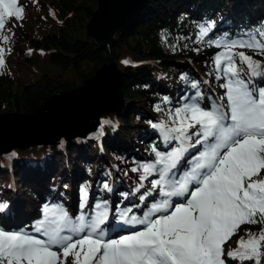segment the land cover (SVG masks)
I'll return each mask as SVG.
<instances>
[{
    "label": "trees",
    "instance_id": "trees-1",
    "mask_svg": "<svg viewBox=\"0 0 264 264\" xmlns=\"http://www.w3.org/2000/svg\"><path fill=\"white\" fill-rule=\"evenodd\" d=\"M20 3L21 16L6 19L0 30V113L32 114L59 91L84 86L111 61L123 73L125 105L101 116L102 153L87 136L68 140L65 149H17L12 169L0 154V205L12 200L11 179L17 191L37 204L48 197L69 200L71 189L77 200L79 187L91 201L98 198L110 205L111 200H126L118 193L129 198L142 184L148 173L143 163L154 156L150 143L161 149L174 140L172 128L189 126L188 139L197 143L198 123L189 107L200 103V95L218 104L230 83L245 95L264 91V0H149L132 27L114 31L112 42L100 46L86 32L97 0ZM8 33L21 42L14 51L19 63L29 67L25 78L7 64ZM223 51L228 52V69L218 61ZM45 172L44 179L36 180ZM244 182L263 188L264 164L261 170L250 169ZM231 234L240 247L224 249L226 264H264V210L245 212ZM0 264L26 263L0 254Z\"/></svg>",
    "mask_w": 264,
    "mask_h": 264
},
{
    "label": "rangeland",
    "instance_id": "rangeland-1",
    "mask_svg": "<svg viewBox=\"0 0 264 264\" xmlns=\"http://www.w3.org/2000/svg\"><path fill=\"white\" fill-rule=\"evenodd\" d=\"M11 0H0V10L8 4V2ZM23 21V17L20 20ZM23 24L28 25V22L26 20L23 21ZM7 41L9 44V48L7 49V64L9 65V68L11 71L16 73L20 78H25L29 67L19 63L18 59L15 57V51L14 49L18 50L20 49V40L14 41V37H12V34H7ZM26 47H24V50ZM220 60H228V52L224 51L220 55ZM109 64V63H106ZM98 71L100 72V77H102L105 80L111 81L112 85L111 89L106 88V91L110 89L111 96L116 100V103L114 104L115 109H117L120 106V99H119V93L117 87V78L112 73V67L106 66V67H99ZM97 71V72H98ZM107 76L109 78H107ZM88 82V81H87ZM83 84V83H82ZM81 85L67 89L64 91H72L73 93H80L75 92V90L81 88ZM90 84L88 85V88L90 89ZM80 90V89H79ZM59 91V92H64ZM58 92V93H59ZM57 94V93H56ZM54 94V95H56ZM240 92L238 91L237 87L235 85L229 84L227 89V97L229 101L232 104L231 97H235L236 95L240 96ZM53 95V96H54ZM264 99V95L262 96ZM108 107V108H107ZM104 107L103 110H107V112L111 111L110 106ZM106 108V109H105ZM261 111L258 113V116L250 117L248 119H244L242 121V125L245 130L249 129H255L256 124H260L259 122V116L260 114L264 115V107L260 109ZM101 110L97 111L96 113H99ZM95 113V114H96ZM13 122V121H12ZM89 127L85 132H88L93 127L92 122L89 121ZM96 126V125H95ZM263 129H261L262 131ZM248 133V134H247ZM74 133H68V138H70ZM252 132L247 131L235 142V146L232 149H228L227 151L230 152V154H233L234 158L230 157L227 158L223 162V158L219 159L218 168H224L231 164L230 169V176L225 177L224 175H221V178L219 180V185L217 188L205 195L204 199L199 201L197 204H195L193 207H186V206H180L178 207L172 216H170L167 220H158L154 223V228L151 230H143L139 233H134L132 235L124 237L122 240L117 241L109 246L104 247L103 253H101L92 264H126V260L128 259L127 255H124L122 251V256L120 253L119 247H121L122 243L132 242L135 246V249H139L138 246H143V244L151 243L149 242V235L152 232H157L159 230V226L162 228H166L167 226V232L165 233L166 238L169 240L168 246L171 253L177 258L179 264H211V262L214 259V262H219V259L216 257V247L219 241L220 233L219 229L222 231L223 223L229 219L228 214L231 211V209L239 210L240 206L243 207H251V206H257L259 208L264 209V189L261 190L258 194H256V191H250L246 192L245 196L242 200H238V190L243 186V182L241 181V177L244 175L243 166H246L248 163L254 164L257 161L256 155H255V149L259 148V145L257 142L250 136ZM94 135H90L94 137ZM247 138L242 139L243 136H247ZM58 137L56 139H53L54 142H56ZM13 140V139H12ZM35 141V142H34ZM44 141L48 142L49 139L42 140L41 138L35 139V140H28L21 141V140H15L12 144L20 143V146H26L30 144H38L39 142ZM33 142V143H32ZM5 147V146H4ZM9 147V146H8ZM237 160L236 164H233V162ZM224 164V165H223ZM241 164V165H240ZM229 166V165H228ZM227 169V167H226ZM47 173L45 172L43 176H45ZM203 194H205V190H201ZM17 197L15 199V207H17L19 210L22 204H18L19 202H24L25 200L28 201L29 205H26L25 208H28L29 212L28 214L33 215L32 212L35 207V202L29 198L25 197L24 194H22L21 191L16 192ZM25 204V202H24ZM244 204V205H243ZM230 205H234L233 208H230ZM219 209L221 211L226 210V216H223L222 212H219L220 218L218 216V213L214 209ZM219 223V224H218ZM220 226V228H219ZM145 235L146 240L141 241V237ZM20 238V239H19ZM25 238V240H23ZM1 239L4 241V243L8 244L11 249H18L21 254H24L25 259L32 258L34 259V262L36 264H50L52 262V259L54 261H57L58 263L61 262V264H68L69 262L73 261L69 257H65L64 251L57 252L55 256L51 254L50 258H45L44 256H49V253H37L35 250H33L31 242L28 241V236H22L18 235L16 233H11L10 237L7 235L1 237ZM201 241L205 243L208 247H205L202 245ZM144 242V243H143ZM229 247L234 248L235 247V241H232L228 244ZM141 249V248H140ZM139 249V251H140ZM214 253V257L212 256V252ZM60 264V263H59Z\"/></svg>",
    "mask_w": 264,
    "mask_h": 264
},
{
    "label": "water",
    "instance_id": "water-1",
    "mask_svg": "<svg viewBox=\"0 0 264 264\" xmlns=\"http://www.w3.org/2000/svg\"><path fill=\"white\" fill-rule=\"evenodd\" d=\"M148 1L149 0H97L96 9L92 12V16L90 20L88 21V23L86 24L87 34H90L94 38V40L97 42V46H100L104 43H107V44L111 43L113 32L116 30L121 31V30L132 27L135 24L142 9L148 3ZM106 66L112 67V73L116 76L118 80L116 83L117 84L116 88L118 89V93H119V99L121 102L120 105L123 106L124 102H123L122 93H121L123 73L117 67V64L114 61L109 62V64H103L101 67H106ZM97 71L91 78H88L85 80L84 86L79 88L80 90L79 89L75 90V92H80V93H73L75 94V96L81 94V92L87 91L89 89L88 88L89 83H91L90 88L99 86L101 81H103L104 79L100 77L99 75L100 72L99 71L97 72ZM107 78L109 77L107 76ZM111 85H112V82H111ZM110 89H111V86H110ZM110 89H109V93H110ZM73 91L74 90L57 93L56 95L50 97L44 104H42V106L37 111L29 115L19 114L18 112H14L11 114L0 113V120H3L1 124H4L6 126L10 125L11 128L9 130L11 129L17 130L18 129L17 127L21 126L20 128H22L23 125L26 126L24 130H28L40 124H48V123H54L56 121L57 122L64 121L68 117L70 120L72 117V114L79 109L80 102L76 98L69 100V101H66L63 98L62 99H59V98L62 96H66L67 94H72ZM110 96H111V93H110ZM103 108L91 111L89 115L90 117L86 119V120L89 119V121L92 122L93 131L97 130L100 127L99 116L104 113H108L107 110H103ZM99 110L101 111L99 113H96ZM113 110L114 109H112L111 111ZM92 112H93V115H92ZM36 117L38 119L34 122V119ZM84 134L86 135L87 132H84ZM75 136H78L76 135V132L71 137H75ZM71 137L68 138L64 136L61 139H57V142L59 140L67 141L71 139ZM8 146L4 147V149H0V153L8 152L11 149L10 145Z\"/></svg>",
    "mask_w": 264,
    "mask_h": 264
},
{
    "label": "bare ground",
    "instance_id": "bare-ground-1",
    "mask_svg": "<svg viewBox=\"0 0 264 264\" xmlns=\"http://www.w3.org/2000/svg\"><path fill=\"white\" fill-rule=\"evenodd\" d=\"M99 76V75H98ZM111 81L103 80L99 84V86H95L88 89L87 91L81 92V94L75 96V94H67L66 96H62L59 99H65L66 101L72 100V99H78L80 102V107L77 111H75L72 114L71 119L69 120V117L64 121L54 122V123H48V124H40L37 126L32 127L29 130H24L26 126H23L22 128L17 127V130H9L11 128L10 125L6 126L4 124H1L3 120H0V149H4V146H8L12 144L15 140H21V141H28L31 139L35 140L38 138L41 139H49V142L53 143V139H61L62 137L67 136L68 133L76 132V135L78 136H84V132L89 127V118L90 112L103 108L104 106H110L111 109H115L114 104L116 103V100L110 96L109 91H106V88H109L111 86ZM69 97V98H68ZM76 102V101H75ZM66 103V102H65ZM68 103V102H67ZM108 108V107H107ZM93 115V112H92ZM38 118L36 117L34 119V122ZM63 120V119H62ZM18 121V120H17ZM93 128V127H92ZM91 128V130H92ZM88 131V133L93 132ZM13 139V140H12ZM13 141V142H11ZM16 147H18V143H16ZM19 204V203H18ZM19 211V210H18ZM28 212L24 213L22 215V220L26 218ZM29 217V216H28Z\"/></svg>",
    "mask_w": 264,
    "mask_h": 264
}]
</instances>
